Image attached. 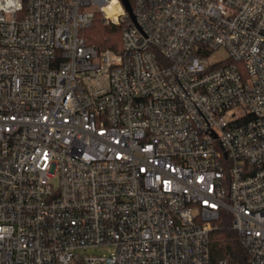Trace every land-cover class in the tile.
<instances>
[{
    "label": "built area",
    "instance_id": "obj_1",
    "mask_svg": "<svg viewBox=\"0 0 264 264\" xmlns=\"http://www.w3.org/2000/svg\"><path fill=\"white\" fill-rule=\"evenodd\" d=\"M129 1L0 0V264H264V0Z\"/></svg>",
    "mask_w": 264,
    "mask_h": 264
},
{
    "label": "trees",
    "instance_id": "obj_2",
    "mask_svg": "<svg viewBox=\"0 0 264 264\" xmlns=\"http://www.w3.org/2000/svg\"><path fill=\"white\" fill-rule=\"evenodd\" d=\"M121 34V25L107 24L100 16L85 31L88 41L113 50L121 49ZM216 224L211 240L212 264H249L248 249L238 231L231 227V220L224 217Z\"/></svg>",
    "mask_w": 264,
    "mask_h": 264
},
{
    "label": "rangeland",
    "instance_id": "obj_3",
    "mask_svg": "<svg viewBox=\"0 0 264 264\" xmlns=\"http://www.w3.org/2000/svg\"><path fill=\"white\" fill-rule=\"evenodd\" d=\"M213 56L217 61L225 60L228 57V52L225 48H220V49L214 51ZM80 252H81V254H84V255H86V254H91V255L108 254L111 252V248H109V247H97V248L92 247V248H88L86 250H81Z\"/></svg>",
    "mask_w": 264,
    "mask_h": 264
},
{
    "label": "water",
    "instance_id": "obj_4",
    "mask_svg": "<svg viewBox=\"0 0 264 264\" xmlns=\"http://www.w3.org/2000/svg\"><path fill=\"white\" fill-rule=\"evenodd\" d=\"M122 2L124 3L126 9L130 12L132 17L134 18V15L132 13V7H131V4H130V1L129 0H122Z\"/></svg>",
    "mask_w": 264,
    "mask_h": 264
}]
</instances>
